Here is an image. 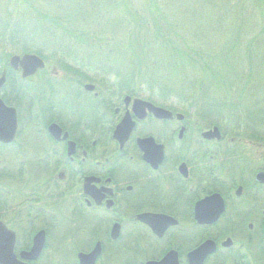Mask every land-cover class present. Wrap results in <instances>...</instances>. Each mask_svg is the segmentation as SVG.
Returning <instances> with one entry per match:
<instances>
[{
    "label": "flooded vegetation",
    "instance_id": "obj_1",
    "mask_svg": "<svg viewBox=\"0 0 264 264\" xmlns=\"http://www.w3.org/2000/svg\"><path fill=\"white\" fill-rule=\"evenodd\" d=\"M104 80L68 100L43 95L40 134L0 141V227L13 233L17 261L264 264V154L238 159L232 137L187 132L184 113L157 117ZM41 231L39 255L25 258Z\"/></svg>",
    "mask_w": 264,
    "mask_h": 264
},
{
    "label": "trees",
    "instance_id": "obj_2",
    "mask_svg": "<svg viewBox=\"0 0 264 264\" xmlns=\"http://www.w3.org/2000/svg\"><path fill=\"white\" fill-rule=\"evenodd\" d=\"M73 1L66 0L69 3H73ZM94 1L98 2L94 3ZM109 1L91 0V4L87 3V11L89 7H94L95 4L101 8L110 7ZM139 1L135 13L140 18H133L136 24L132 25L126 34L124 47H120L123 57L135 58L137 70L134 71L136 68L132 71L123 70L121 75L113 70L108 71V73L114 72L117 77L119 76L120 84H123L122 81L124 82L125 86H122L121 89L127 94L143 96L145 89L149 88L153 91L155 88L158 100L153 99L154 95L151 93H148L147 99L176 112L182 111L184 114H188L190 111H194L199 120L202 121V125L208 127L216 125L226 132L232 131V143L236 145V150L243 148L240 145L243 143L244 137L249 138V140L256 139L258 143H264V101L256 99L252 94L254 85L251 77L256 72L252 68L243 73V67L240 66L239 68V66L234 65L235 62H241L237 61V54H240L242 62L244 59L247 66L250 65L251 53H253L250 44L243 46L245 43H242L241 46L239 44L240 37L237 34L234 36L236 37L235 41L234 38L232 40V46L228 47L225 53L218 52L219 49L211 52L209 51L210 48L205 49L194 40L190 41L188 34L182 32L178 22H175V18L182 16V13H185L183 17L184 22H186L188 15H190L189 12L192 11L194 18L195 16L208 18L205 20L207 29L224 35L226 33L224 29H228V25L225 24H229V22L222 18L225 15L223 11L230 9L233 19L232 34H234L239 28L241 31L242 27L239 24L245 20V15L242 13L245 9L244 1L179 0L178 6L171 11L167 8L170 4L169 0ZM81 2L82 0L74 5L80 4L79 7H81L83 5ZM118 2V6L115 5L114 9L118 7L119 11L124 9L123 12L128 15L134 14V11L130 10L134 7H130L132 5L131 0H119ZM251 3V7L259 11L258 16L264 18L261 11L264 0H251ZM192 5H195V9ZM80 12L83 13L80 15ZM75 15H80L81 20L85 22L90 14L86 12V8L82 7L78 8ZM70 17L68 16L69 19ZM215 17L218 20H215ZM128 20L131 18L128 17ZM222 25L223 30H221ZM74 27L64 22L62 25L60 24L59 29L68 33V36L65 37V42H61L64 38L56 36L57 43L51 48H60L57 50L60 57L59 62L66 69L70 66L67 61L70 60L71 51L74 52V49L80 48V46L96 48L97 45H101L99 48H110L109 41L103 42L104 39L100 36H88L83 31L81 34H76L77 30H73ZM260 33L264 34V28L260 30ZM4 38L6 37L1 34L0 40ZM7 38L12 44L22 45V52L29 53V50H32V53L39 54V50L33 51L32 46L24 45L26 39L24 40L16 34V30H13ZM96 40L99 43L96 44ZM205 40L203 39V42ZM64 48L68 51L64 52ZM151 54L153 57L150 56ZM118 56H120L119 53ZM0 57V66L7 67V59L3 55ZM103 61L104 59H101L99 63L102 65ZM8 70L11 72V69ZM12 77L14 79V76ZM137 82L140 83L137 85ZM32 93V89L26 91L18 86L14 88L13 84L11 96L14 95L15 99L20 100V104L16 105V108L20 105L24 106L22 102H26L24 107L29 111L34 95ZM255 93L256 96H259L260 91H255ZM169 95L177 99L176 104L164 99ZM3 100L6 102L5 97ZM6 103L10 104V102Z\"/></svg>",
    "mask_w": 264,
    "mask_h": 264
},
{
    "label": "rangeland",
    "instance_id": "obj_3",
    "mask_svg": "<svg viewBox=\"0 0 264 264\" xmlns=\"http://www.w3.org/2000/svg\"><path fill=\"white\" fill-rule=\"evenodd\" d=\"M118 1L119 0H110L108 4L111 6H105L104 8H101V6L99 7L95 4L96 6L94 5V7H89V10L87 11V3L91 4V0H82L81 4L83 5L81 7H79L80 4L78 6L74 5L80 2V0H74L73 3L66 2V0H0V35L2 34L4 37H6L0 40V56L3 55L9 63L13 56H22L23 53H27L22 52V45L12 44L8 41L7 37L12 34L13 30H16V34L20 35L22 39H26V43L24 45L27 47L32 46L34 49L33 51L39 50L38 56L44 63V67L38 69L34 75L32 74L26 77H21L22 72L20 67H18L17 70L12 69L10 72L8 70V66H0L2 67L0 69V74L3 70L10 72V74L7 72V82L4 85H11L13 87L14 84V88L18 86L26 91H30L32 89L34 93L32 104L29 106V111L26 110V113H28L29 117H24L22 122H18L17 127L19 130L18 133L20 134L19 136H23V134L26 132L31 133L29 134V136L31 135V138H33L36 134H40V132L37 131V128L42 126L40 121L42 120L41 116H44L43 112L40 114L44 104V101L41 99L43 95L46 96V98H50L48 101H53V99L56 97H60L63 100H68V95H70L72 90L75 92L79 87L83 89V87H81L82 84H86L85 89L91 90L92 92H100V89L102 87H106L108 83L104 79L114 84H120V81L118 80L119 76L117 77L115 73L121 75L123 74V70L132 71L135 68L136 69L134 71L137 70V62L135 61V58L123 57L120 47H124L127 38L126 34L129 32L130 27L136 24L133 18H140V16L135 13V10L138 9V4L140 1L131 0L132 5H130V7H134L129 8L131 11H134V14L132 15L133 17L128 15L126 12H123L124 9H120V11L118 7L114 9V6L119 4ZM169 1L170 4L167 7L169 11L178 6L179 0ZM243 1L245 9L242 11V13L245 15V20H242L241 24H239V26L242 27L241 31L239 28V30H236L234 34H232L233 19L230 9H224L225 11H223L225 15L223 14L224 17L222 18L227 19L229 22V24H225L228 25V29H224L222 25L221 30L224 29V32H226L224 35L207 29V23L205 20L208 18L204 19L203 17L200 18L198 16H195L194 18L192 11L189 12L190 15H188L186 22H184L183 17L185 13H182V16H177L175 18V22H178L179 28L182 32H186L188 34L190 41L194 40L199 45H202L205 49L210 48L209 51L211 52L215 49H219L218 52L225 53L228 50V47L232 46V40L234 38L235 41L236 37L234 36L237 34L240 37V39H237H239V44L241 46L242 43L246 44L243 46L250 44V48L253 49V53H251L252 59L249 63L250 65L247 66L244 59L243 62L240 60V54H237L236 56L237 61L241 62H235L234 65L239 66V68L240 66L243 67V73H246L245 71L253 68L252 70L255 71L256 74H252L251 77L253 79L254 85H252V94L256 99H262L264 101V34L260 33V30L264 28V18L259 17V11L256 10V8L251 7V0ZM97 2L94 1V3ZM223 2L226 3V1ZM82 7L86 8V12L90 14L85 22L82 21L80 17L83 12H80V15H75L78 8ZM192 7L195 9V5H192ZM261 11L264 15V6H262ZM68 16H71L70 19ZM128 17H130L131 20H128ZM214 19L218 20L217 17ZM63 22L69 24L71 27L75 26L73 30H77L76 34H81L83 31L88 36H100L102 39H104L103 42H110V48H99L101 45H97L96 48L80 46V48L74 49V52L71 51L72 55L70 56V60L67 61V64L70 66H68L69 68L67 69L66 67L64 68L59 62L60 57L57 50H60V48L57 47L58 49H51L57 43L56 36L64 38L61 42L66 41L65 37L68 36V33L62 32L59 29V25H62ZM203 39L206 40L203 42ZM95 43L97 44L99 41L96 40ZM31 51L32 50H29V53H32ZM67 51L68 50L64 48V52ZM118 53L120 56H118ZM150 56L153 57V54ZM101 59H104L102 64L103 66L99 63ZM111 70H113L115 73H108V71ZM12 76H14V79ZM255 82L257 84L256 90ZM122 83L123 84L120 85L125 86L123 81ZM139 83L140 82H137L136 84L138 85ZM109 90L111 89L109 88ZM258 90L260 93L259 96H256L255 91L257 92ZM81 92L84 93L83 90H81ZM155 92V88H153V91L152 89L148 88L143 91V96L127 94L125 91L121 92V95H129L130 97L137 99H147V95H149L148 93H151L154 95L153 99L158 100V96ZM4 97L6 102H10V104L13 106L20 104V100L15 99L14 95L8 97L7 95H4ZM4 97L1 95L2 100ZM164 99H167V101L175 104L177 102V99L171 95H169V97H164ZM146 101H149V99ZM22 103L24 106L26 105V102ZM154 104L156 106H160L158 103ZM113 106L114 103L108 104L106 105L105 109H111ZM164 108L167 109V107ZM185 115L188 129L187 132L193 133L194 130V133H199V131H196L198 130L197 128L207 127L201 124V121L194 111H190V113ZM29 118L30 120L28 121ZM222 135H225L226 138H230L232 137V131L226 132L222 130ZM18 139L21 140L20 137H18ZM250 140L249 138L244 137V141H242L243 143L240 145V147L243 145L247 146L246 148H238L236 150V154L241 156H246V154H256L257 157L263 155L264 143H258L256 139ZM242 162L247 163L246 160H242ZM6 190L9 192L6 196V199L12 200V194L10 190L7 188ZM30 219V222H32V217H30ZM53 233L54 231L49 232L48 234L50 244L52 243ZM60 234L61 231H58L57 236Z\"/></svg>",
    "mask_w": 264,
    "mask_h": 264
},
{
    "label": "water",
    "instance_id": "obj_4",
    "mask_svg": "<svg viewBox=\"0 0 264 264\" xmlns=\"http://www.w3.org/2000/svg\"><path fill=\"white\" fill-rule=\"evenodd\" d=\"M10 64L12 67L17 68L18 65L22 69V76L26 77L28 75H32L36 72L37 69H41L44 64L43 61L37 57L36 55L31 54H24L22 57H19L17 55L13 56L10 59ZM5 80V73L2 74L0 77V86L3 84ZM87 88V86H86ZM140 104L142 107H147L149 111L155 114L157 117H170V112L156 107L152 105L151 103L136 99L135 104ZM133 124H131L129 127H127L123 133V137L126 138L129 134V131L131 130ZM57 128L56 125L50 126V132L52 135L57 136L59 133L54 131ZM16 131V114L15 109L10 108L4 105V103L0 100V140L3 141H11L14 137ZM120 134L119 132L116 135ZM206 138L211 137H218L219 133L218 130L215 128L213 131H208L203 134ZM257 179L259 181L264 182V173H259L257 175ZM2 231L5 233V239L2 237ZM13 233L6 231L5 229H1L0 227V264H25L17 261L14 254L12 253L13 249ZM44 244V233L41 231L39 232L35 239H34V245L31 248V251L29 253H25V258H36L40 250ZM198 253L196 251L193 256H195ZM91 257L92 255H84ZM95 257V254L93 255ZM175 259L172 261V256L165 257L163 260L157 263H149V264H178L176 255ZM84 260H82L83 262ZM92 261L89 262L91 264ZM197 263V262H196ZM195 263V264H196Z\"/></svg>",
    "mask_w": 264,
    "mask_h": 264
}]
</instances>
